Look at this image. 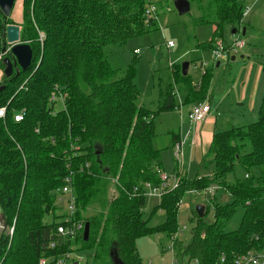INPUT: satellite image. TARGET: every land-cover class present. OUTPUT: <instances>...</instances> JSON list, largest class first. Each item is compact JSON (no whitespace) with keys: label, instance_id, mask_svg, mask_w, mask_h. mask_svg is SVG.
<instances>
[{"label":"trees","instance_id":"trees-1","mask_svg":"<svg viewBox=\"0 0 264 264\" xmlns=\"http://www.w3.org/2000/svg\"><path fill=\"white\" fill-rule=\"evenodd\" d=\"M187 1L199 9L205 6L213 17L210 50L215 41H225L227 29L238 33L245 0ZM147 4L148 0H23L20 42L30 46L31 64L18 75L4 77L0 93V107L7 106L0 119V213L4 227L12 229L11 235L0 234V264H57L63 255L81 250L92 251L91 264L111 263L110 252L122 264H142L136 240L163 234L170 241L178 231L177 203L187 191L201 192L213 185L231 202L221 204L215 195L208 198L202 219L193 212L189 241L174 238L173 249L187 262L231 264L237 255L263 248L264 93L255 121L214 133L194 177H183L177 188L160 197L152 213L164 212L165 222L149 227V220L143 219L145 185L160 184L154 119L175 105L170 91L157 111L139 107L135 60L119 77L104 48L123 45L157 25L153 20L145 23ZM11 24L0 12L1 45L6 44L5 26ZM213 68H205L194 104L207 98ZM186 76L180 68L174 82ZM21 110L24 118L15 123L13 114ZM66 179L74 197L72 221L89 225L86 242L83 229L73 238L56 236V228L68 216L57 206L58 190ZM110 187L115 190L112 198ZM94 206L99 212L87 214ZM239 206L243 214L237 229L225 231ZM209 211L213 219L207 224ZM51 240H57L54 248L48 247Z\"/></svg>","mask_w":264,"mask_h":264},{"label":"rangeland","instance_id":"rangeland-1","mask_svg":"<svg viewBox=\"0 0 264 264\" xmlns=\"http://www.w3.org/2000/svg\"><path fill=\"white\" fill-rule=\"evenodd\" d=\"M21 1L23 2V0L14 1L11 10L12 14H14L17 4ZM174 1H158L157 25L147 34L129 40L123 45H110L104 48V54L109 65L113 69L118 70L119 77L124 74L127 67L135 60L134 83L139 91L136 101L139 107L155 112L158 107L164 105L167 100V93L172 92L171 89L175 92L173 100L176 109L160 112L154 119L155 137L153 139V147L159 151V161L161 162L163 175L169 179L168 183H171L173 178L177 176L179 169L174 149L171 148V133L177 134L178 128L183 121L180 122V118L185 115V110L178 107L179 98L184 99V94L188 91L189 84L192 86L200 81V67L202 65L210 66L213 60L210 54L211 50L207 47V44L213 38V17L210 16L205 6L199 9L196 3H191L189 12L179 15L173 6ZM244 2V9L247 7L249 12L242 19L239 38L245 45L237 54H231L220 59L219 67L214 69L216 78H219V80L224 79L228 82H225V89L234 86V89H231L230 97L235 92L240 97L238 89L240 90L245 83L250 66L253 65L254 77L257 72L256 69L260 70V65L264 59V0H245ZM200 19L205 20V22L200 23ZM243 29L245 31L242 35ZM230 37L232 35L227 29V41H230ZM168 41L173 46L168 47L166 45ZM133 50H137L138 54L135 55ZM243 56L244 58H241ZM231 57H234L235 61H231ZM184 63H188L187 76L179 83H175L174 72L178 71ZM259 75L257 87L259 91L262 90V95L264 92V72L260 70ZM215 91L214 95L220 96V93ZM260 97L255 96L253 100L255 102L254 108L249 113L244 110L243 115L237 114L239 111H236V109L239 107H236L231 100H227V104L224 105L221 102L217 103L216 99H214L211 104L215 109L213 115L218 121L217 127L220 130L230 129L232 126L241 127L254 122L261 102ZM188 153L186 152L187 157ZM195 159L196 156L191 159V166ZM184 169H186V166ZM193 177V174H191L190 179ZM108 196L109 198L115 196L114 188L110 187ZM215 196L221 204L231 202V198L223 191H216ZM207 199L205 195H188L182 200L177 217L178 231L181 234H176L177 240L182 241L184 244L189 241L191 229L195 225L194 208L199 204L205 205ZM64 202L57 203L60 213H66ZM158 203V198L154 196L147 197L145 200L143 219L149 220V227H155L165 222L164 212L156 211L152 213L153 208ZM98 212L99 208L94 206L89 208L87 214ZM242 214V207H237L235 214L226 224L225 231L237 229ZM212 217L213 214L209 211L204 222L210 224ZM4 231L8 233L7 228L2 223L0 213V234ZM135 244L142 264L188 263L187 258L181 257L175 249L172 252L168 249L170 241L163 234L141 237L136 240ZM91 255V250H81L72 254L71 260L73 263L74 260L80 258L83 260L80 261V264H91L89 262ZM105 264H112V262H106Z\"/></svg>","mask_w":264,"mask_h":264},{"label":"built area","instance_id":"built-area-1","mask_svg":"<svg viewBox=\"0 0 264 264\" xmlns=\"http://www.w3.org/2000/svg\"><path fill=\"white\" fill-rule=\"evenodd\" d=\"M158 1L159 0H148V4L144 12L145 23H148L149 20H153L157 22ZM248 11L249 10L246 7L243 12V17L248 13ZM239 30H241V28ZM238 33H235L238 35H235V34L232 35V37L230 38V41H227V40L215 41L214 48L211 50V53H210L212 56L214 65L218 63L219 60L222 58L228 57L231 54L233 55L237 54L239 50H241V48L244 47L245 45L244 42L240 40L239 38L241 31H238ZM41 40H42V36L40 35L39 41L41 42ZM166 45L168 47H171L172 43L168 41ZM10 48H11V45H8L7 43L5 45L0 44V62H2L4 58L9 56ZM133 53L138 54V51L136 50ZM206 67H207L206 65H202L200 67V70H201L200 72L202 74H204ZM3 79H4L3 69H0V84L2 83ZM174 93H175L174 90H172L171 92L172 96H174ZM55 98L56 96L52 95L50 100L53 101L55 100ZM6 110H7V106L0 107V119L5 118ZM209 113H210V105L207 100L197 103L190 108L187 114L188 127H189L188 134L194 137L193 140H195V137L197 135V132L199 130L201 123L204 122V120L209 115ZM24 115H25L24 110L15 112L13 114V121L15 123L21 122L24 118ZM192 142L194 144V141ZM183 146H184L183 141H179L175 143L174 145V155L178 161V166L181 169H182L183 159H184ZM159 178H160L159 186L150 187L149 185H145V188L147 190V194H146L147 197L154 196V197L160 198L166 192H169L177 188L178 185L180 184V180L182 179L181 174L179 172L177 173V176L173 178L171 183H168V180H169L168 177L164 176L162 172L159 173ZM218 189H219L218 187L213 185L207 188L205 191L200 192V191L190 190V191H187V194L194 195V196L205 195L206 198H212ZM58 194H59V198L57 201L58 202L65 201L64 203L66 205V213L68 214V216H66L62 220V224L56 228V236L60 238L62 237L73 238L78 232H80L83 229V225L81 222L72 221V217L75 213V207H74V197L72 195V192L69 186V179L65 180V186H63L60 190H58ZM181 205H182V200H180L177 203L176 208L179 210ZM8 233L9 235H11L12 229H9ZM177 233L181 234V232L179 233V231H177ZM176 234L173 236V238L170 239V247L168 249L171 252L173 250V242H174V238H176ZM257 239L258 238H256V240ZM56 241L57 240L55 241L51 240L48 243V247L54 248L56 245ZM262 241L264 243V238L262 239ZM71 258H72V254H65L58 260L57 264H72ZM77 260L78 262L81 261L80 258H78ZM220 260L221 262H223L224 257H221ZM263 262H264V246L261 249V251L250 250L244 254L237 255L233 259V263L231 264H263ZM39 264H45V261L40 260ZM187 264H197V261L193 260V261L188 262Z\"/></svg>","mask_w":264,"mask_h":264},{"label":"crops","instance_id":"crops-1","mask_svg":"<svg viewBox=\"0 0 264 264\" xmlns=\"http://www.w3.org/2000/svg\"><path fill=\"white\" fill-rule=\"evenodd\" d=\"M22 9H23V6H22V1H21L19 4H17L14 14L11 13L12 11L10 12L8 19L11 21V23H12L11 25H16V26H19L21 28V25L23 23V18H22L23 17V11H22ZM157 21H158V17H157ZM225 40H227V38H225ZM135 55H137V54H135ZM241 58H244V56ZM231 61H235V58H234V60H231ZM263 61H264V59H263ZM263 61H262V63H263ZM262 63H261L260 68H259L261 71H262ZM219 65H220V62H218L214 65L213 60H212V63L210 66H213L214 68L211 72L212 76H211V79H210L209 84H208V89H207V95L208 96L205 99L208 101V103L210 105V113L206 117L204 122L201 123L199 130L197 132V135L195 137V140H193L194 137H192L191 135L188 134L189 127H188L187 114L193 105L200 103L202 101H205V100H202V101L194 104V102L196 101V100H194V97L196 96L194 94L199 89V85L202 81V76L204 74L200 73V81L197 82L195 85H192V86L190 84L188 85L189 86L188 91L184 94L183 100L181 98H179L178 107H181L183 110H185V115L181 116V118H180V122L182 120L183 121L181 122V124L178 128L177 134L175 135V134L171 133V136H172L171 148L174 149L175 143H177L179 141L184 142L183 165H182V169L181 168L178 169V172L181 174L182 178L183 177L190 178L191 174H193V176L196 174V170L199 167L201 160H202L204 154L206 153V151L209 147V144L211 142V138H212L213 134L228 129V128H225V129L220 130L217 127L218 121H217L216 117H214V115H213L215 109L212 106L211 102L214 99H216L217 103L221 102L224 105H226L227 100H231L236 107H239L238 109H236V111L237 110L239 111L237 114L243 115L244 110H246L249 113L250 110L254 108L255 102H253V100H254L255 96H258V98H259L261 95V92H262V90L259 91V89L257 87V81L260 78V75H259L260 70L256 69L257 72L254 74V77H253L254 68H252L253 65H251L249 72H248V75L246 77L245 83L243 84V86L240 90L238 89V93H240V97L238 96L237 92H235L234 95L232 97H230V95L232 93L231 89L233 90L234 86L231 87V85H230L231 88L225 89L226 83H228V82L225 81L224 79L219 80V78L215 77L214 69L218 68ZM210 66L207 65V67H210ZM187 72H188V70H187ZM171 90H173V89H171ZM214 90H216L215 92L220 93V96H218L220 98H218L216 96V94L214 95ZM263 93L260 97L261 99H262ZM190 94H191V97L189 96ZM172 98L174 99L173 96H172ZM260 104H261V102H260ZM175 109H176V105H175V108L173 110H175ZM216 111H217V109H216ZM235 127H240V126H235ZM192 141H194V144ZM186 152H189L188 157L186 156ZM195 156H196V159H195L194 163H192V166H191V164H190L191 159L193 157L195 158ZM185 166H186V169H184ZM177 167H178V165H177ZM159 169L163 173L161 162H160ZM159 199L160 198H158V201H159ZM81 261H83V260H81Z\"/></svg>","mask_w":264,"mask_h":264},{"label":"water","instance_id":"water-1","mask_svg":"<svg viewBox=\"0 0 264 264\" xmlns=\"http://www.w3.org/2000/svg\"><path fill=\"white\" fill-rule=\"evenodd\" d=\"M15 0H0V12L3 16L8 17L12 10ZM173 6L179 15H183L190 10V3L187 0H175ZM21 28L16 25H7L4 29V38L8 45H11L9 56L4 58L2 64L4 66L3 73L5 78H10L12 74H19L20 71H26L32 59V51L28 44L20 42ZM231 35L235 34V30H232ZM244 30H242V35ZM234 60V57L230 58ZM188 63H184L181 66V74L186 75ZM5 89L4 84H0V93ZM196 216L202 219L204 216L205 207L203 205H196L194 208ZM89 225L85 223L83 226V241L88 240ZM112 264H122L115 254L110 252L109 254ZM74 264H78L77 262Z\"/></svg>","mask_w":264,"mask_h":264}]
</instances>
